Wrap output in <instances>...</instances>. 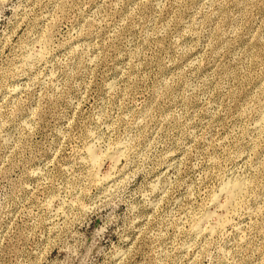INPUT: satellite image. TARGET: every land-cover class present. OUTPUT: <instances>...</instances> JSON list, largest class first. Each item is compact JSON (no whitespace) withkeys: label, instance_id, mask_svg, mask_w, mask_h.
<instances>
[{"label":"rangeland","instance_id":"rangeland-1","mask_svg":"<svg viewBox=\"0 0 264 264\" xmlns=\"http://www.w3.org/2000/svg\"><path fill=\"white\" fill-rule=\"evenodd\" d=\"M0 264H264V0H0Z\"/></svg>","mask_w":264,"mask_h":264},{"label":"bare ground","instance_id":"bare-ground-1","mask_svg":"<svg viewBox=\"0 0 264 264\" xmlns=\"http://www.w3.org/2000/svg\"><path fill=\"white\" fill-rule=\"evenodd\" d=\"M92 156V155H91ZM93 159V158H92ZM237 189V188H236ZM231 190H233V189H231ZM234 197V196H233Z\"/></svg>","mask_w":264,"mask_h":264}]
</instances>
